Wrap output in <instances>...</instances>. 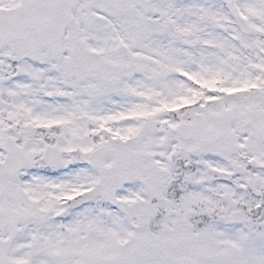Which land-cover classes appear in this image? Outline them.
Masks as SVG:
<instances>
[{"label": "snow or ice", "instance_id": "snow-or-ice-1", "mask_svg": "<svg viewBox=\"0 0 264 264\" xmlns=\"http://www.w3.org/2000/svg\"><path fill=\"white\" fill-rule=\"evenodd\" d=\"M0 264H264V0H0Z\"/></svg>", "mask_w": 264, "mask_h": 264}]
</instances>
